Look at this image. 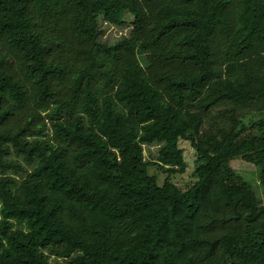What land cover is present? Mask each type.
Returning a JSON list of instances; mask_svg holds the SVG:
<instances>
[{"label":"trees","instance_id":"obj_1","mask_svg":"<svg viewBox=\"0 0 264 264\" xmlns=\"http://www.w3.org/2000/svg\"><path fill=\"white\" fill-rule=\"evenodd\" d=\"M234 159L264 191V0H0V264H264Z\"/></svg>","mask_w":264,"mask_h":264},{"label":"rangeland","instance_id":"obj_2","mask_svg":"<svg viewBox=\"0 0 264 264\" xmlns=\"http://www.w3.org/2000/svg\"><path fill=\"white\" fill-rule=\"evenodd\" d=\"M134 15L130 12H127L125 15V20L127 22V26L121 28L115 25H110L107 23H103V28L105 29V40H113L117 37H122L124 35L129 34V32L132 30V27L130 26L134 21ZM180 146L184 149V155L185 159L188 163V168L185 173H179L175 174L172 179L173 181L178 184L182 189H186L190 187L196 180V177L194 175L196 166V150L192 147L191 143L186 140H181ZM146 154L148 152H152L154 155H156L157 147H146ZM232 166L241 174H243L248 180L251 181L254 188L258 191L261 198L264 199V191L260 187V171H258L255 164L248 160L244 159H234L232 161ZM166 174H162V182L165 179Z\"/></svg>","mask_w":264,"mask_h":264}]
</instances>
